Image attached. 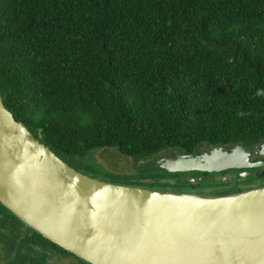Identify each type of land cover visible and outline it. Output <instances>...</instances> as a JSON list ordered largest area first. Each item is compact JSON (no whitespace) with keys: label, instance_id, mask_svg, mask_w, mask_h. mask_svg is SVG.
I'll return each mask as SVG.
<instances>
[{"label":"trees","instance_id":"1","mask_svg":"<svg viewBox=\"0 0 264 264\" xmlns=\"http://www.w3.org/2000/svg\"><path fill=\"white\" fill-rule=\"evenodd\" d=\"M0 93L66 162L106 148L140 160L254 147L264 141V0H0ZM147 170L153 183L130 185L213 192L170 182L208 173ZM49 252L74 256L0 204V264H51Z\"/></svg>","mask_w":264,"mask_h":264},{"label":"water","instance_id":"2","mask_svg":"<svg viewBox=\"0 0 264 264\" xmlns=\"http://www.w3.org/2000/svg\"><path fill=\"white\" fill-rule=\"evenodd\" d=\"M203 148L173 149L154 168L214 174L264 167L241 144ZM0 204L87 264H264V185L221 194L87 175L18 121L1 93Z\"/></svg>","mask_w":264,"mask_h":264},{"label":"rangeland","instance_id":"3","mask_svg":"<svg viewBox=\"0 0 264 264\" xmlns=\"http://www.w3.org/2000/svg\"><path fill=\"white\" fill-rule=\"evenodd\" d=\"M159 156L155 157H147L142 158L140 160L132 159L129 157L124 156L120 153L119 149L117 148H106V149H98L92 151L86 159H76L82 169L96 172V176L100 179L114 182V183H122V184H138V183H153V179H148L149 173L147 169L151 171L154 168V163L158 160ZM75 158H70L67 162L71 166H75L77 162ZM149 170V171H150ZM146 178V179H144ZM195 179V181H194ZM213 179V178H211ZM233 180H236L232 178ZM213 180H218L220 182H225L228 187L231 188L234 186V182L228 183L226 178L223 180L221 177H216ZM171 183H191L196 184L200 182H204L203 184L206 187L216 188L217 185L212 181H205V178H196V177H187L182 179H171ZM233 189V188H231ZM214 191V190H213ZM50 249L52 247L49 246ZM50 259L49 263L51 264H80V262L74 258L67 255H63L60 252H49Z\"/></svg>","mask_w":264,"mask_h":264},{"label":"flooded vegetation","instance_id":"4","mask_svg":"<svg viewBox=\"0 0 264 264\" xmlns=\"http://www.w3.org/2000/svg\"><path fill=\"white\" fill-rule=\"evenodd\" d=\"M264 144V141H262L260 144H256L254 147H249L248 150L252 151L254 153V156L252 157V161L254 162H259V161H264V157L261 156L260 152L261 149L258 150L259 147H262V145ZM203 149H210V148H203ZM257 151H259L257 153ZM166 154V153H164ZM159 155L158 158H160L162 155ZM242 173L244 175L247 176V178H243L241 177ZM206 177H208L207 179L212 181L213 183H215L217 185L216 188H213L214 192H224V191H228V190H232L231 188L235 189V188H252V187H257V186H261L264 185V167L261 168H254V169H250V170H232V171H228V172H223V173H214V174H208ZM216 177H221L223 178V180L226 178L227 182H234V186L229 188L224 181L220 182V181H216L213 180ZM205 178V177H202ZM213 178V179H211ZM232 178L236 179L233 180ZM63 254V253H61ZM65 255V254H63ZM69 256V255H67ZM70 257H74V256H70ZM76 258V256L74 257ZM77 259V258H76Z\"/></svg>","mask_w":264,"mask_h":264}]
</instances>
